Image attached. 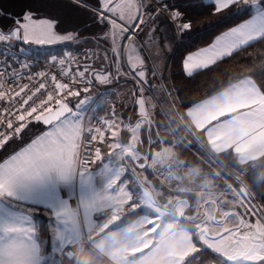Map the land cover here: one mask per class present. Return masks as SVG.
Here are the masks:
<instances>
[{
    "label": "snow or ice",
    "instance_id": "1",
    "mask_svg": "<svg viewBox=\"0 0 264 264\" xmlns=\"http://www.w3.org/2000/svg\"><path fill=\"white\" fill-rule=\"evenodd\" d=\"M73 2L89 12L101 28L92 39L98 46L100 42L109 45L114 61L105 48L99 70L88 64L81 70L77 63L73 71L74 61L67 53L68 66L65 59L58 61L59 72L50 76L54 88L46 96L42 92L46 83L40 82L34 91L29 83H22L26 74L29 81L33 79L29 74L32 65L20 56L28 50L23 46L79 41V32L58 34L57 21L38 18L31 11L17 18L0 9V15L11 21L0 26V264H197L198 252L225 248L235 251V255L225 253L230 261L264 264V207L258 208L251 194L239 189L240 203L233 208L237 210L209 217L214 224L224 225L219 237L211 236L200 225L194 226L200 228L194 235L183 223L177 228L171 224L161 228L156 223L154 217L164 214L152 207L153 197L134 171L167 172L179 177V167H188L189 174L199 178L201 167L187 158L180 160L175 151L180 147L191 149L205 166L222 162L220 157L227 154L234 168L254 175L264 167V83L241 79L181 113L179 105L184 101L172 95L162 76L157 80L155 66L149 69L143 60L135 63L130 54L127 71L121 65L123 54L143 43L141 33L155 38L156 21L165 14L179 34L191 30V21L183 22L184 14L178 7L166 0ZM233 6L246 15L210 46L187 55L183 62L186 75L191 76L194 69L209 68L250 42L264 40V0H214L213 12ZM51 59L55 67L57 58ZM112 63L115 73L110 70ZM58 75L67 82L58 80ZM35 76L47 80L48 70ZM121 78H130L139 96L135 100L138 119L134 125L129 123L131 138L123 141L118 139L123 123L120 114L113 109L111 119L102 118L98 121L101 127L92 126L86 122L85 113L86 105L95 101L87 95L82 97L95 84L108 85ZM145 89L150 98L144 95ZM170 111L179 115L173 118ZM157 116L165 119L157 120ZM175 119L181 124L173 127ZM31 124L44 127L24 141ZM142 126L149 130L147 149L138 134ZM181 127L187 129L184 135ZM161 128L170 129L174 137L162 135ZM189 135L192 140L187 139ZM13 142L20 146L4 155ZM164 144L169 146L153 151L154 146ZM104 147L109 149L106 158L102 156ZM92 164L97 167L90 168ZM220 174L227 176L223 171ZM39 210L50 224L46 233L34 223L33 212ZM175 211L182 213L183 204L178 203ZM138 212L143 215L129 222ZM247 215L258 217L256 223H250ZM168 216L176 218L174 212ZM145 223L147 231L158 239L148 242L142 232Z\"/></svg>",
    "mask_w": 264,
    "mask_h": 264
},
{
    "label": "trees",
    "instance_id": "2",
    "mask_svg": "<svg viewBox=\"0 0 264 264\" xmlns=\"http://www.w3.org/2000/svg\"><path fill=\"white\" fill-rule=\"evenodd\" d=\"M88 2L94 4L95 0H88ZM166 2L176 5L179 11L184 14L183 22L191 21V30L184 32L183 35L178 34L173 25L167 22V14L156 21L159 27H163L169 37L172 55L170 54L168 59L170 60V57H173V52H176L171 67V61H169L167 69H170V79L176 95L184 101L185 108L184 105H180L182 110H186L187 107H192L218 94L223 89L228 88L232 83H236L241 79L252 78L258 84L264 83V40L254 41L242 47L241 50L234 52L232 56L217 61L216 64L209 68L199 70L191 76L186 75L183 69L185 57L212 44L217 36L221 35L229 27L238 24L246 13L237 12L235 6H233L232 9L214 14V3L209 0H166ZM0 9H3L6 13H11L17 18L22 17L25 12L29 11L39 17H49L53 21L58 22L56 24L58 32H79V42H84L82 48H94V46H98L97 42L92 38L101 32V28L93 22L91 14L85 11L84 8L78 7L73 0H0ZM10 23L11 21L5 16L0 15V26H6ZM99 46H104L107 49L110 48L109 45H105L103 42H100ZM121 108H124V106ZM126 113L129 115L130 110H127ZM30 127L26 130V134H24V141H27L32 137L33 133L39 131V129H36V131L31 130ZM167 131L169 130L167 129ZM161 134L167 136L163 132ZM10 145H14L13 147L15 149L20 146V143L13 142ZM160 148L161 145H159ZM180 150L182 153L188 152L193 154L190 149L184 151L183 148H180ZM7 152L6 150L4 155ZM148 176L154 182V186L163 192V196L160 197V206L170 202L174 195H170L158 183L154 173L149 172ZM246 179L251 183L253 189L261 197H264V167H260L254 175L247 171ZM184 197L188 199V203L192 206H195V203H197V199L189 194ZM190 211L193 214L196 213L194 208ZM198 221L200 220L196 221L193 219V222ZM47 230L48 226L46 222L41 221L40 232L46 233ZM204 253L210 255V259L215 264H230L221 256L209 250H205Z\"/></svg>",
    "mask_w": 264,
    "mask_h": 264
},
{
    "label": "crops",
    "instance_id": "3",
    "mask_svg": "<svg viewBox=\"0 0 264 264\" xmlns=\"http://www.w3.org/2000/svg\"><path fill=\"white\" fill-rule=\"evenodd\" d=\"M156 26H157V31L155 33V38H150V37L144 36V34L141 33L140 39L143 40V43L142 44L138 43L137 49L130 48L128 52H125L123 54V59L121 61V65L124 68V70L127 71V69H128V59L127 58H128L129 54L132 55L133 62H135V63H139L140 60H143L145 65L149 69H152L153 66H155V69L158 73L157 80H159V77L162 76L163 77L162 82H164V84H166L168 87L169 86L168 83L171 84V82L169 81L170 80V73L168 71L169 69H167L168 57L171 54L169 37H168L166 31L163 29V27L162 26L159 27L157 22H156ZM149 27H151V25H149ZM60 34H68V33H60ZM67 42L69 43V41H63L62 43L53 44L51 46L65 44ZM81 43L84 44L83 41ZM71 45H73V46H71ZM77 45H79V44H76V45L68 44L66 47H74ZM94 49H95V60H93V62L90 65H91V69L99 70L101 67H103V57L105 55V47L104 46H94ZM99 50L101 51V53H99ZM107 54L111 58V60L114 61V57H112V53H111L110 48L108 49ZM110 70L113 71V73H115V64L114 63H112V67ZM184 73H185V69H184ZM148 79L150 81H152V79H153L151 76V72H149V74H148ZM155 82L156 81H153V83H155ZM238 82H236V83H238ZM97 85H98L97 88L95 87L92 90H89V92L87 94L82 93V97L84 95H87L88 97L92 98L95 101L94 103H90L89 105H86V109H87V111L85 113V116L87 118L86 122H89V121L91 122V117H92L93 113H100V114L104 115L105 117H108L109 119H111L112 118V111H113V109H115V111L120 114V118L123 121V123L120 124L118 139H120L122 141L124 140L125 137L127 139H130L131 133L128 132L127 126L129 125V123H131L132 125L135 124L136 119H138L137 114L139 112V107H138V105L135 104V100L138 99L139 96L136 95L138 90H137L134 82L131 81L130 78L127 80H125L124 78H121L119 80H114L111 84L103 85V89H104L103 95H98L99 91H101L102 85L101 84H97ZM169 89H170V87H169ZM144 95L146 97H149V98L151 97V93H149L147 89H145ZM156 95L159 97L160 93L157 92ZM210 98L211 97H209L205 100H208ZM205 100H203L199 103H202ZM122 106H124V108H121ZM147 107H150V105H147ZM127 110L128 111L130 110L129 115L126 113ZM169 115L171 117L175 118L179 114L176 113L175 111H170ZM130 117L132 118L131 120L129 119ZM156 119L161 120V119H165V117L157 116ZM221 119H225V118L222 117ZM183 121L186 122V116L183 117ZM213 123H215V122H213ZM178 124H181V120L175 119L173 127L178 125ZM29 127L31 128V130H34V131H36V129H39V131H41L43 128L42 125H38V124H31V125H29ZM168 130L169 131H167V129H165V128H161L159 131H160V133L163 132V133L167 134V136H173L174 137V134L171 132V130L170 129H168ZM181 132L184 135L186 133V129L181 127L180 133ZM182 133H181V135H182ZM138 134L141 137L142 141L144 142L143 147L145 149H147V147H148L147 139H148V135H149L148 127L142 126V128ZM152 134H153V136L155 135V126L154 125L152 127ZM33 135H35V133H33ZM107 136H108V138H111V133L109 132L107 134ZM13 146L14 145L8 146L7 154L14 149ZM159 150H162L161 148L159 149V145L154 146V148H153L154 152L159 151ZM108 151H109V149H107L106 147L102 148V156L105 157L107 155ZM175 151L177 153L181 152L180 147L176 148ZM224 155H227V154H224ZM103 162H105V160ZM148 163H149V166L151 167V159L148 160ZM96 167H97V165H95L94 168H96ZM198 167H201V170H202L201 176L199 178L196 177L195 179L189 180L190 174H189V172H186V185L192 184V185H199L200 187H202V188H200V189H202L201 191H204V193L206 194L204 197V201H203L205 203L204 205L206 207V212H207L206 213L207 218H206L205 222H207V224H209V217H212L214 215V213H216V208L218 207V211H221L223 209V206L220 204V200L216 196H209V194L213 193L211 186L218 185L219 182H216L215 180L213 181V179L215 177H211L209 175V172L211 170L210 167L205 166L203 164L199 165ZM134 171L136 172V174H137L139 180L141 181L144 189L148 193H150L151 196L153 197V203H155L156 205H159L158 204V198L163 196L162 195L163 192L158 190V188H156L154 186V182L150 179V177L148 176V173L139 171V169L138 170L134 169ZM187 176H189V177H187ZM222 179H224V178H221L219 181H221V182L224 181ZM131 182H132V177L129 176V183L131 184ZM181 184H182V181H181ZM180 200L177 201V204L183 203L186 205V199L185 198L180 199ZM161 208L164 209L162 206H161ZM165 210H168V209H165ZM172 211H174V210H172ZM211 212H212V214H211ZM142 213L143 212L139 213L138 216L143 215ZM136 215L137 214L135 213V217H136ZM33 216H34V223H36V226L39 229V231H40L41 221L46 222L48 229L50 228V224H49L47 215L42 214V210L33 212ZM217 216H218V214H217ZM202 224H203V222H202ZM210 224H212L211 220H210ZM207 227H209L208 230L210 232H212L210 229V225H208ZM222 227L224 229V225H222ZM142 230H143L142 231L143 233H150L147 231V227L144 229L142 227ZM210 261L212 262L211 259H210ZM237 264H239V263H237Z\"/></svg>",
    "mask_w": 264,
    "mask_h": 264
},
{
    "label": "rangeland",
    "instance_id": "4",
    "mask_svg": "<svg viewBox=\"0 0 264 264\" xmlns=\"http://www.w3.org/2000/svg\"><path fill=\"white\" fill-rule=\"evenodd\" d=\"M209 1L214 3V0H209ZM146 2H147V0H146ZM37 17L38 18L51 19L49 17H39V16H37ZM55 31L58 34H60L57 31L56 27H55ZM62 42L63 41H58V42H54V43L46 44V45H34L33 44V45H24V46L26 48L30 49L31 52H33L34 54H38L40 56H45V57L59 55V54L63 53L65 49H79V48H82V46H83L82 43H81L82 41L81 42H79V41L70 42V43H67L66 45L60 44V45H56V46L55 45L51 46L53 44L62 43ZM251 43L252 42H250V44ZM68 44H74V45L79 44V45L74 46V47H66ZM71 46H73V45H71ZM245 46H247V45H244L243 47H245ZM195 52H193V53H195ZM99 53H101L100 50H99ZM171 55H172V53H171ZM175 56H176V52L174 51L173 52V57L172 58L170 57V60L168 59V62L171 61L170 67H171V65L173 63V60H174ZM93 60H95V55H94V59ZM168 71L170 73V69ZM197 71H198L197 69H194L193 73L197 72ZM169 81L171 82V84L168 83L169 84L168 88L170 87V90H171L173 96H177L176 93H175V90L173 89V85H172L171 79ZM179 107H180V105H179ZM180 112L181 113L184 112V110H182L181 107H180ZM187 121H188V117L186 116V122ZM186 132H187V129H186ZM187 139L192 140V136H190V135L187 136ZM168 146L169 145L164 144L163 146H161V149H162V147H168ZM178 153H179L180 160H184L185 158H187V159L193 161V163L196 166H199L201 164L204 165L203 160H196L195 153H193V154L188 153V152H185V153L183 152L182 153V151L178 152ZM106 157H107V155L105 156V158ZM230 159H231L230 156L223 154L220 157V160L222 162H217L214 165H207L211 169L210 172H209V175L211 177H215L213 179V181L215 180L216 182H219L218 185L211 186V188L213 190V193L209 194V196H216L220 200V204L223 206V209L221 211H218V213H217L218 216L217 217H219L222 212H224L226 210H229V209H233L235 207V205L240 203L239 189H241L243 187H244V190L247 193L251 194L254 197L253 203H255L258 208L264 207V200H262V197L260 196V194L253 189L251 183L248 182V180L246 179L247 171H244V170L239 169V168H234L232 166V164L228 163V161ZM105 162H107L106 159H105ZM178 170L181 173V175L179 177L175 176L174 179L169 180V182L166 183V184H162V183H160L158 181V183L161 184V186L164 187L167 190V192L170 193V195H174V197L171 199L170 202L165 203L162 206L164 209H162L161 206H159V205H161L160 198H158V202H159L158 204L159 205H156L155 203L152 204L153 208L159 209L160 213L164 214V215H157V216L154 217V219L156 220V223L161 228H163L166 224H171L173 226V228H177V227H179V225L181 223H183L184 225L188 226V228L193 230V234L194 235L198 234V231L200 230V228L206 227V228L209 229V227H207V226L210 225V229H211L212 232H210L208 230L209 234L211 236L219 237L218 234H220L224 229H223L222 225L220 226V225L214 224L213 222H212V224H210V219H209V224H207V222H205L203 224L199 223V224H201L200 228H194L195 225H199V224L197 223V224L194 225L193 223H191V222H193V219L196 220V221L197 220H201L204 217L203 215L205 213H207L206 212V207L204 205L205 203L203 202L204 201V197H205L206 194L204 193V191H201L202 189H200V188H202V187H200L199 185H192V184L191 185H186V172H189V168L188 167H179ZM222 171L226 172L227 176L221 175L220 173ZM157 173L158 172L154 173L155 177H156ZM187 177H189V176H187ZM195 178L196 177L190 175L189 180L190 179H195ZM221 178H224V179H222L224 181H222V182L219 181ZM181 181H182V184H181ZM187 194H189V195H191V196H193V197H195L197 199V201H196L197 203H195V206L190 205V208H188V205H189L188 199H186L184 197ZM170 197H172V196H170ZM183 197L186 199V205L182 203L183 204V212L182 213L181 212H176L175 209H176V206H177V201H179L180 199H183ZM192 208H194V210L196 212L195 214H193L190 211ZM165 209H168V210H165ZM172 210H174V211H172ZM233 210H237V209H233ZM238 211L243 213V209H238ZM171 212L175 213V217L176 218H171L170 216H168V213H171ZM139 213H141V212L136 213L137 214L136 217H135V213H134L130 217L129 222L135 221L137 218H139L140 217V216H138ZM211 214H212V212H211ZM245 218L250 223H256V221L258 219V217L251 216V215H247ZM231 223L232 222L229 221V225H228L229 227L233 226ZM142 227H143V229L146 228L147 227V223L142 225ZM243 230L244 229H242V231ZM145 234L147 235L148 242H152L154 239H158V237H155L152 233H145ZM163 251L164 250H162V254H163ZM204 251H201V252L197 253V256H198L197 257V264H214L213 262L210 261L211 256L205 254ZM209 251L214 253V254H216V255H218V256H221L225 260H228L226 258L225 253H227L228 255H235V251H233L232 249H227V248L223 249L220 252H213L211 250H209ZM228 261H230V260H228ZM235 263H239V261H236ZM189 264H192V262L190 261Z\"/></svg>",
    "mask_w": 264,
    "mask_h": 264
},
{
    "label": "built area",
    "instance_id": "5",
    "mask_svg": "<svg viewBox=\"0 0 264 264\" xmlns=\"http://www.w3.org/2000/svg\"><path fill=\"white\" fill-rule=\"evenodd\" d=\"M18 47H19V45H18ZM23 47H25V46H23ZM67 53L71 54L72 60L74 61L73 65H72V70L75 71L77 63L79 65V67L81 68V70L85 64L90 65L92 63V61L94 59V55H95V50L92 47L79 48V49H65L64 52L59 54V55L45 57V56H40L38 54H34L33 52H31L30 49H28L25 53L20 54V56H21L22 60H25L26 62H28L29 64L32 65L31 69L29 70V74H31L33 76V79L31 81H29L27 78V74H26L25 79L22 81V83H29L30 88L33 91L35 90V87H38L40 82L46 83V90H42L44 96H46L47 91L52 90V88H54V85L50 79V76L53 73L59 72L60 66L58 64V61L60 59H65L66 60L65 66L66 67L68 66V59L66 56ZM88 56H91V59H87ZM52 57L57 58L55 67H53V61L51 59ZM44 70H48L49 78L47 80H41L39 77L35 76V73H38V72L44 71ZM57 78H58V80H61L62 82H67L65 78L60 77L59 75ZM0 83H2V81H0ZM15 83L16 82L14 81L13 84H15ZM95 87L97 88L98 85L95 84L94 86H91L90 90H92ZM103 93H104V89H103V85H102L101 91H99L98 95H102ZM40 95H41L40 93L37 94V96H40ZM36 102L38 103V100ZM29 103L31 104L32 102L30 101ZM102 118H108V117H105L104 115H102L100 113H93V115L91 117V122H90L91 125L101 127L102 125L98 124V121L101 120ZM95 146L96 145L94 143L93 149ZM95 165L96 164H92L89 167L94 168ZM174 177L175 176H170L167 172H164L163 174L158 172L156 174L157 180L162 184L168 183L169 180L174 179Z\"/></svg>",
    "mask_w": 264,
    "mask_h": 264
},
{
    "label": "water",
    "instance_id": "6",
    "mask_svg": "<svg viewBox=\"0 0 264 264\" xmlns=\"http://www.w3.org/2000/svg\"><path fill=\"white\" fill-rule=\"evenodd\" d=\"M43 126V125H42ZM44 127V126H43ZM242 189H244V187L242 188ZM188 208H190V204L188 205ZM217 213H218V207L216 208V213L214 214V216L215 217H217ZM206 218H207V214L205 213L204 214V217H203V219L202 220H200V221H198V222H193V223H195V224H199V223H201V222H204L205 220H206ZM218 225H223V224H218ZM204 228H206V227H204ZM208 229V228H207ZM200 231V230H199ZM199 231H198V233H199ZM220 234H218V236H219ZM225 260V259H224ZM228 263H230V264H237V263H235V262H233V261H228V260H226Z\"/></svg>",
    "mask_w": 264,
    "mask_h": 264
},
{
    "label": "flooded vegetation",
    "instance_id": "7",
    "mask_svg": "<svg viewBox=\"0 0 264 264\" xmlns=\"http://www.w3.org/2000/svg\"><path fill=\"white\" fill-rule=\"evenodd\" d=\"M215 214V213H214ZM214 216V215H213ZM194 224V223H193ZM195 225V224H194ZM199 225H201V224H199Z\"/></svg>",
    "mask_w": 264,
    "mask_h": 264
}]
</instances>
